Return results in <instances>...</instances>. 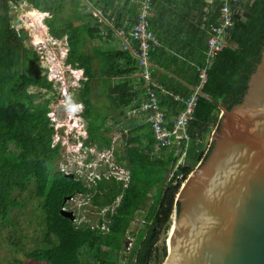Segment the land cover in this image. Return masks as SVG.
I'll list each match as a JSON object with an SVG mask.
<instances>
[{
    "label": "trees",
    "instance_id": "obj_1",
    "mask_svg": "<svg viewBox=\"0 0 264 264\" xmlns=\"http://www.w3.org/2000/svg\"><path fill=\"white\" fill-rule=\"evenodd\" d=\"M18 1L24 0L0 2V221L4 227H13L7 245L13 250L23 249V243L17 238L21 231L18 219L27 201L19 197L30 189L33 192L31 200H40L44 233L40 242L38 240L37 245L24 254L25 260L14 256L10 264H162L167 255L166 239L172 225L171 215L179 205L177 195L182 183L198 163L207 158L213 146L212 142L207 146L206 138L220 123V106L230 109L242 101L250 75L261 59L264 0L234 4L235 10L242 6L250 16L246 22L235 19V25L228 30L227 46L208 68V81L203 88L205 96L199 99L194 119L188 126L190 137L185 142L186 146L183 140L173 151L168 150L170 147L157 151L150 133L146 145L131 138L129 146L118 151L117 162L130 175L126 187L104 165L91 166L88 169L94 171L91 176L60 166L64 149L62 141L55 142L57 128L50 116V105L57 99L54 93L56 84L49 79L48 70L41 68L38 49H29L25 45L28 31L11 22V4ZM26 1L31 7L48 13L44 22L53 39L67 41V63L84 69L80 87H70L72 99L84 104L81 115L88 131L84 147H90L92 143L99 149L111 147L112 140L102 132L107 128L103 122L104 111L93 97L96 85L101 83V91H105L104 85L108 90L111 88L109 103L120 111V117L128 108L135 106L134 100L144 101L147 90L142 80V87L135 86L133 75L138 70V61L128 50L121 47L122 51H106V46H98L94 41L91 47L88 44L91 38H99L97 40L102 44L111 45L122 23L133 24L130 28L133 30L142 11L140 4L133 0H91L103 11L113 5L110 10L117 14V21L112 27H106L93 13V18H87L84 8L88 5L82 0ZM204 1L151 0L147 15L150 31L166 42L165 35H160L164 32L158 28L159 25L172 28L166 24L167 21L172 24L175 18H188L181 13L187 2L191 5L200 2L198 5L201 6ZM211 7V17L204 16L207 21L210 18V21H216L218 4ZM220 8L219 4V11ZM64 10H70L68 16L63 15ZM200 14L203 20V13ZM190 23L188 18V25ZM190 26L206 33L200 22H193ZM130 37L138 42L132 33ZM152 55L154 51H151V59ZM205 64L206 57L202 54L188 66L190 78L186 79L183 72L164 74L171 81L168 92L172 98L173 118L184 109L185 100L193 90L191 87L200 82V68ZM158 96L160 100V93ZM96 108L102 110V115ZM172 120L168 113L170 126L173 125ZM178 147L181 149L177 152ZM183 156L185 163L181 162ZM92 160L91 153L84 159L86 163ZM150 192L153 195L151 208L144 216V224L136 229L133 223ZM78 195L86 198L85 204H91V211L72 210L75 215V220H72L61 210L63 207L71 208L70 201ZM92 214L97 216L95 220ZM104 224L105 229L102 227ZM128 238L133 241L130 251L127 250Z\"/></svg>",
    "mask_w": 264,
    "mask_h": 264
},
{
    "label": "water",
    "instance_id": "obj_2",
    "mask_svg": "<svg viewBox=\"0 0 264 264\" xmlns=\"http://www.w3.org/2000/svg\"><path fill=\"white\" fill-rule=\"evenodd\" d=\"M220 109L213 146L177 195L162 264H264V47L242 101Z\"/></svg>",
    "mask_w": 264,
    "mask_h": 264
},
{
    "label": "rangeland",
    "instance_id": "obj_3",
    "mask_svg": "<svg viewBox=\"0 0 264 264\" xmlns=\"http://www.w3.org/2000/svg\"><path fill=\"white\" fill-rule=\"evenodd\" d=\"M24 2L27 3L26 0H24ZM82 2L83 3L87 2V5H88L84 8V12L87 13L88 15L87 18H93L95 16L99 20L103 21V19L100 16L95 15V13H98V14L100 12L103 13L102 8L94 5L91 0H82ZM13 4H16L17 6ZM13 4H11L12 9L10 12V15L12 16L11 22H13L14 25H20L19 21H23L24 24L27 23L26 27L28 28L27 31L29 33V38L25 40V45L29 49L31 48L33 49L34 47H36L41 56L40 64H41V68L44 69L43 71L49 70L51 79L56 78V80H61L62 82L60 86H57L59 87L58 90L54 91V93L57 96V99H55L50 105L52 108V112L50 113V116L52 117L54 121L56 119V122H59L57 126H61L63 122H67V124H69V127L66 130V132L64 131V129L62 130L57 129V133L55 134V140H56L55 142L62 141V145L64 149L62 156L60 158V161L62 160V162L60 163V166L70 171L73 170V172L79 171L78 174L80 175L91 176L94 171L88 170L91 167L90 162L86 163L84 161V156L90 150V148L89 150H87L81 145V142L83 141V139L88 136V131H87L86 125L83 122L82 118L81 120L85 125V130L84 128H82V125L79 123L78 118L72 120V117L75 114V111L69 108V105L72 104L74 100H72V95L70 94V91H68L67 89L64 90V87L71 86L73 79H74L71 75V68L68 65H66L67 69H65L64 67L61 69V65L65 63V58H66L65 56L61 55L62 50H65L66 41L65 40L54 41L52 39L49 33V30H48V26L44 22V18L47 16V14H42L38 10H34V8L30 6V4L27 6L29 8V12L26 14L27 9L25 8L20 9L18 7V2L13 3ZM240 11L244 12L242 8L240 9ZM69 12L70 10H64L63 15L68 16ZM92 13L94 16L92 15ZM61 24H63V22ZM101 98L103 97L97 96L95 98V101L97 105H99L103 109V111L106 112L108 109V106L106 108H103L104 104L102 103ZM97 110L100 113V115H102V110L101 109H97ZM105 117H108V116L105 114ZM74 125H77V127ZM70 128H73V130L75 128V133L68 132ZM78 136L80 137L78 138ZM132 136H138V135L134 131L132 133ZM123 139L125 138L120 139V142H119L120 145L122 144ZM116 150L117 152L114 155L113 161L111 162V164H109V167L113 169L114 175L117 176L119 180V178L123 179L124 178L123 176L127 172L117 162V159H119L118 151L120 152V148L116 147ZM102 166L103 165H99L98 167H102ZM93 167H96V166H93ZM31 194H33V192L29 189L19 197V199H23L27 201L26 202L27 206L24 209V211L19 213V219H18L21 231L18 234L17 238L20 242L23 243L24 245L23 249L13 250L7 245V241L9 237L13 234V231H12L13 227L10 225L4 227L1 224L2 222L0 221L1 264H10L14 256L19 257L22 260H25L26 258L24 257V254L28 250L33 249L37 245L38 240L40 242V240L43 237V233H44L43 216L44 214L39 205L40 200L38 199L34 201L31 200V197H30ZM85 200L86 198L82 195H78V198L77 196H75V200L70 201L71 208H69V210L72 211V210L78 209L79 211L90 212L91 204L90 203L85 204ZM152 200H153V195L150 192L149 197L146 199L142 209L137 213V217L133 223L134 228L138 229L144 224V216L149 212L151 205H152ZM175 215H176V208L174 209L171 215L172 224H173ZM91 216L93 220L97 218L95 214H92ZM129 237L132 240L134 239V237L131 235ZM130 238H128L129 242L127 243L128 251H130V249L132 248V244H133V241H131Z\"/></svg>",
    "mask_w": 264,
    "mask_h": 264
},
{
    "label": "crops",
    "instance_id": "obj_4",
    "mask_svg": "<svg viewBox=\"0 0 264 264\" xmlns=\"http://www.w3.org/2000/svg\"><path fill=\"white\" fill-rule=\"evenodd\" d=\"M133 1H136L140 4L139 0H133ZM217 1L218 3L216 2V0H205L204 4L201 6L198 5L200 2H193L192 5L191 3L188 4L187 2V4L182 7L181 13H183L186 17L190 18L191 20L190 25L193 22H196V24L200 22V27L206 30V33H207L209 31L205 26L207 22L217 23L220 21L219 4L221 5V2L219 0ZM212 4H218V8L215 11L216 21L215 20L210 21L211 18L207 21V17L208 16L211 17V11H212L211 5ZM28 5H29L28 2L25 3L24 1L23 2L18 1V7L20 9H24V8L27 9L26 14L29 12V8L27 7ZM112 7L113 5L109 7V10L107 7L103 11V19L105 18V20L101 21L98 19L99 23L103 24L106 27L108 26L112 27L117 21V17H118L117 14L114 12L113 9L110 10V8ZM140 8H141V4H140ZM200 12L203 13L202 17L204 15H207V17L204 16V19L201 20L202 18H200L201 16ZM188 18L179 19V20L175 18L172 24L170 20L167 21L166 22L167 25L173 26L172 28H168V29H166L162 25H159L158 28H160L164 32V33H161L160 35H165V39L167 40L166 42L162 41L160 36H157L159 39V43L157 45H154L152 48V51H154V55H152V58H153L152 61L155 65L153 75H154L155 80L160 84L161 90H162V93H160V104H161V107L165 110L166 116H168V113H169V117L171 120L172 119L174 120V118L177 115L174 118L172 116V98L169 96L170 92H168V88L171 86V81L170 80L168 81L167 77L164 74L175 75V73L180 74L183 72V75L186 77V79L190 78L189 72H187L188 66L196 62L202 54L205 55L206 57V51H207L206 39H207L208 33L204 34L203 32L200 31V28H195V27L188 25ZM111 21L113 22L111 23ZM19 23L20 25H15V26L28 30V28L26 27L27 23L24 24L23 21H19ZM131 26L126 23H122L118 27H122L125 30H130ZM97 39L99 38H91L90 39L91 41H89L88 47H91L92 41H94L98 46L100 45L106 46L108 48L106 49L104 47L106 51L108 50L122 51L123 49L128 50L124 47V40L118 33L116 35V39L114 40L116 42L113 41L111 45H106L105 43L102 44L100 40H97ZM62 40H65V39H62ZM119 43H121V45ZM130 45H131V49H129L128 52L132 56H134L138 61V58L136 57L135 53L132 50L136 48V46L138 45V42L130 37ZM121 47H123V49ZM65 57L67 58V56ZM66 58H65V63L74 69V72L72 75L74 79L72 83L73 85L80 87L81 80L84 78V69L68 64L66 61ZM139 71H140V68L138 66V70L133 75V77H134L135 86L139 85L142 87L143 82L142 84L140 83L142 79L140 77ZM98 83L99 84L96 85L95 94L93 95V97H94V101L97 96L103 97L101 98L102 103L104 104L103 108H106L108 106V109L106 112H104V116H103V118L106 120L103 119V122H104L105 127L109 129L105 128L102 130V132L105 135V137H109L112 140V145L111 147H105L104 149H99L97 144L92 143L90 147L93 148V152H92L93 155L96 157H99L102 153L110 152L112 153V156H113L116 152V147L120 148V151H122L126 146H129L127 144H128V140H130L131 138H133L132 140L134 141H141L142 144L146 145V143L149 141L148 134L150 133H151V138L153 139V143H154L155 139L153 137V130H152L151 123L148 120L147 113L141 110L142 104L144 103V101H146V99H144V101L143 99H141L142 101L140 100L138 102L134 100L135 106L131 107L132 109L128 108L126 112H123V115L120 117V111L119 110L117 111V108L115 105L113 104L111 105V103H109L111 102L109 98V94H112L111 88H109L108 90L107 86L104 85L106 89L105 91H101L103 87L100 82ZM182 88L185 89L184 87ZM191 88L194 89V86H192ZM105 114L108 117H105ZM173 120H172V124L174 123ZM167 125L169 127L173 126V125L170 126L168 121H167ZM134 131L135 133H137L138 136H132V133ZM121 138H125V139L122 140V144L120 145L119 142ZM138 138H140L141 140H139ZM211 139H212V135H209L206 138L207 146H210ZM174 147H176V145L170 147L168 150L173 151ZM162 153L167 154L168 152H162ZM183 158L184 156L181 159ZM183 161H185V159H183L181 162ZM179 163L180 162H178V164Z\"/></svg>",
    "mask_w": 264,
    "mask_h": 264
},
{
    "label": "built area",
    "instance_id": "obj_5",
    "mask_svg": "<svg viewBox=\"0 0 264 264\" xmlns=\"http://www.w3.org/2000/svg\"><path fill=\"white\" fill-rule=\"evenodd\" d=\"M139 1L141 4L142 11L140 12L138 23L134 26L133 30H125L122 28L119 30L118 34L123 38L124 47L128 50L131 49V33L134 35V38L138 40V45L135 49L132 50L138 58L140 77L144 82V86L147 90V98L146 101H144V103L142 104L141 110L147 113L148 120L151 123L153 137L155 139L154 147L157 151L162 150L164 147H172L174 145H176L177 147L178 144L183 140H185V147V142L189 140L190 137L188 133V126L190 122L194 119L199 99L205 96L203 88L205 87L208 81V68L212 65L218 53L227 46L228 30L235 25V13L237 11H240V9L235 10L233 6L236 3H245L247 0H219L221 2V21L218 24L209 23L208 25H205L209 32L206 39V64L200 68L201 80L198 84L194 86V89L192 90L191 94L185 100V107L174 118V123L172 127H169L167 125V116L165 110L161 107L158 96V93L162 92L161 86L155 80L153 75L155 65L151 59V51L152 47L159 43V39L152 33V31H150L149 28L150 21L148 20L147 15L151 8V0ZM95 15L100 16L103 19V13H95ZM103 20H105V18ZM112 22L113 21H111V23ZM67 50L68 48L65 46V50H62L61 55L66 56ZM79 137L80 136H78V138ZM81 145L82 147H84V141L81 142ZM86 149L89 151L84 156V159L88 158L89 153L93 155V148L87 147ZM179 149H181V147L177 148V152L179 151ZM111 157L112 153L110 152L102 153L99 157L93 155V160L90 162V166L98 167L99 165H104L110 168L111 174L114 175L113 169L109 167V164H111V162L113 161V159H110ZM125 170L127 173L123 176V179L119 178V183L123 182V185L126 187L130 180V175L129 171L127 169ZM115 177L117 178V176ZM119 200L120 197L117 199V201ZM63 209L69 210L64 207ZM102 227L105 229L106 225L104 224L102 225Z\"/></svg>",
    "mask_w": 264,
    "mask_h": 264
},
{
    "label": "clouds",
    "instance_id": "obj_6",
    "mask_svg": "<svg viewBox=\"0 0 264 264\" xmlns=\"http://www.w3.org/2000/svg\"><path fill=\"white\" fill-rule=\"evenodd\" d=\"M20 2H23V1H20ZM34 8V7H33ZM34 10H37V9H35L34 8ZM33 11V10H32ZM39 11V10H38ZM40 13H42L41 11H39ZM43 13H45V14H47L48 15V13L47 12H43ZM27 31V30H26ZM52 37V36H51ZM53 39V38H52ZM53 40H56V39H53ZM62 40V39H61ZM56 41H60V40H56ZM66 41V40H65ZM66 47L69 49V46H68V43H67V41H66ZM67 54H68V50H67V53H66V56H67ZM61 65V64H60ZM66 63H64L63 65H61V69L64 67L65 69H67L66 68ZM69 66V65H68ZM70 68H71V66H69ZM69 70V69H68ZM48 72H49V74H50V71L48 70ZM73 72H74V69L73 68H71V75H73ZM64 78V77H63ZM51 81H53V82H55V88H56V90H58V88L59 87H57V86H60L61 84H59V82L60 83H62L61 82V80H56V78H53V79H51V78H49ZM73 85V83L71 84V86ZM71 86H69V87H64V90L65 89H67L68 91H70V94H72V91L70 90V87ZM73 100V99H72ZM69 108H71L73 111H75V114L73 115V117H72V120L73 119H77L78 118V121H79V123L82 125V128H84V130H85V125H84V119H83V117H82V112H83V110H84V104L82 103V102H79V101H73V103L72 104H70L69 105ZM52 112V111H51ZM50 112V113H51ZM81 118H82V120H83V122H82V120H81ZM54 121V120H53ZM56 124H55V126H56V128L57 129H59V130H62V129H64V131L66 132V130L68 129V127H69V124H67V122H63V124L61 125V126H57L58 124H59V122H56V119H55V121H54ZM74 126H76L77 127V125H74ZM68 132H71V133H75V128H74V130H73V128H70V130H68ZM65 134V133H64ZM88 137V136H87ZM86 137V138H87ZM86 138H84V139H86ZM84 139H83V141H84ZM65 145V144H64ZM116 154V153H115ZM114 154V155H115ZM114 155L110 158V159H114ZM118 160V159H117ZM121 166V165H120ZM65 210V209H64ZM172 227V226H171Z\"/></svg>",
    "mask_w": 264,
    "mask_h": 264
},
{
    "label": "bare ground",
    "instance_id": "obj_7",
    "mask_svg": "<svg viewBox=\"0 0 264 264\" xmlns=\"http://www.w3.org/2000/svg\"><path fill=\"white\" fill-rule=\"evenodd\" d=\"M31 12H32V11H31ZM42 14H45V13L42 12Z\"/></svg>",
    "mask_w": 264,
    "mask_h": 264
}]
</instances>
